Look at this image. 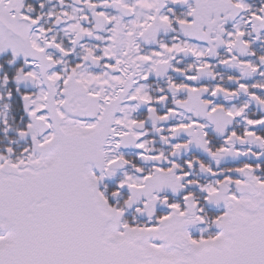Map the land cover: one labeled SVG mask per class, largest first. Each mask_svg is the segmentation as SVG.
<instances>
[{"label": "snow or ice", "instance_id": "obj_1", "mask_svg": "<svg viewBox=\"0 0 264 264\" xmlns=\"http://www.w3.org/2000/svg\"><path fill=\"white\" fill-rule=\"evenodd\" d=\"M0 264H264V0H0Z\"/></svg>", "mask_w": 264, "mask_h": 264}]
</instances>
